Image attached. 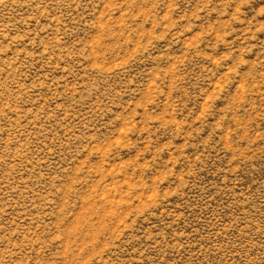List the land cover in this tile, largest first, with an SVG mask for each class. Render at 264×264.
I'll return each mask as SVG.
<instances>
[{
    "label": "rangeland",
    "instance_id": "1",
    "mask_svg": "<svg viewBox=\"0 0 264 264\" xmlns=\"http://www.w3.org/2000/svg\"><path fill=\"white\" fill-rule=\"evenodd\" d=\"M0 264H264V0H0Z\"/></svg>",
    "mask_w": 264,
    "mask_h": 264
}]
</instances>
